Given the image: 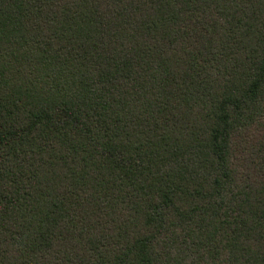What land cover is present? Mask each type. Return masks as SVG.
<instances>
[{
  "label": "trees",
  "instance_id": "1",
  "mask_svg": "<svg viewBox=\"0 0 264 264\" xmlns=\"http://www.w3.org/2000/svg\"><path fill=\"white\" fill-rule=\"evenodd\" d=\"M0 264H264V0H0Z\"/></svg>",
  "mask_w": 264,
  "mask_h": 264
}]
</instances>
